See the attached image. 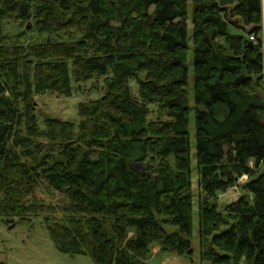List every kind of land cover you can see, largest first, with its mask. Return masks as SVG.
Instances as JSON below:
<instances>
[{"label": "trees", "instance_id": "16d2710c", "mask_svg": "<svg viewBox=\"0 0 264 264\" xmlns=\"http://www.w3.org/2000/svg\"><path fill=\"white\" fill-rule=\"evenodd\" d=\"M189 5L190 36L188 0H0V218L40 217L62 254L144 264L152 245L190 257L195 199L201 264H264V0ZM99 77L78 124L39 127L37 95Z\"/></svg>", "mask_w": 264, "mask_h": 264}, {"label": "rangeland", "instance_id": "374dc122", "mask_svg": "<svg viewBox=\"0 0 264 264\" xmlns=\"http://www.w3.org/2000/svg\"><path fill=\"white\" fill-rule=\"evenodd\" d=\"M190 0H188V16H187V34H191L190 21ZM28 25L25 26L27 28ZM6 33L12 35L18 32L17 27L9 25L6 28ZM231 33H244L241 29L233 27L229 28ZM27 41L44 42L47 40H54V37H47L38 35L34 29L25 32ZM264 40V35L262 34ZM264 45V44H263ZM264 53V48H263ZM189 74L191 79V42L188 48V62ZM191 84V81H190ZM74 86L77 84H73ZM103 77L91 78L86 82L80 83L81 90L73 91L70 96H58L53 93H44L35 97L36 115L38 118V125L40 128L44 127V118L51 117L64 121H69L78 124L77 105L79 103L87 102L99 98L101 89L103 88ZM130 94L137 96V86L132 80L129 82ZM193 97L190 93V108L193 107ZM190 120L188 131L190 135V161L192 168V189L196 194V176H195V136H194V121L193 109L190 110ZM151 117V116H149ZM138 170H142L141 164H133ZM242 176L241 179H245ZM237 191L229 189L225 193L219 194L218 203L232 201L237 195ZM5 218H0V261L4 264H94L90 257L85 255L69 256L58 252L50 238L47 231L41 223V218H29L25 221L14 218L13 222H5ZM175 227L165 225L164 229L167 232H172ZM191 249L190 257L175 252L160 251L157 245H152L144 264H201L198 257V215L197 206L194 199L192 204L191 215Z\"/></svg>", "mask_w": 264, "mask_h": 264}, {"label": "built area", "instance_id": "2783aa9c", "mask_svg": "<svg viewBox=\"0 0 264 264\" xmlns=\"http://www.w3.org/2000/svg\"><path fill=\"white\" fill-rule=\"evenodd\" d=\"M250 39H252V38L250 37Z\"/></svg>", "mask_w": 264, "mask_h": 264}]
</instances>
